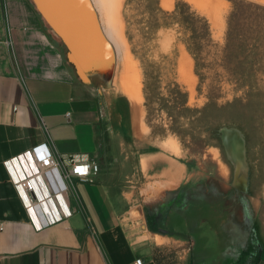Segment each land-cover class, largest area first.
Segmentation results:
<instances>
[{
    "label": "crops",
    "instance_id": "crops-1",
    "mask_svg": "<svg viewBox=\"0 0 264 264\" xmlns=\"http://www.w3.org/2000/svg\"><path fill=\"white\" fill-rule=\"evenodd\" d=\"M184 50L181 66L192 58ZM118 54L117 82L126 61ZM118 86L135 108L134 97ZM125 104L124 95L97 77L80 78L32 0H0V264H134L139 258L167 264L155 255L167 247L176 250L171 264H209L205 256L193 258L194 241L178 234L175 220L166 227L156 220L174 212L192 176L162 141L135 135ZM134 120L140 136L143 121L139 132ZM49 139L62 154L84 153L100 164L92 181L75 179L83 207L67 193L74 208L54 221L28 208L13 178L20 165L8 164ZM148 208L155 214L151 228L134 217Z\"/></svg>",
    "mask_w": 264,
    "mask_h": 264
},
{
    "label": "rangeland",
    "instance_id": "rangeland-1",
    "mask_svg": "<svg viewBox=\"0 0 264 264\" xmlns=\"http://www.w3.org/2000/svg\"><path fill=\"white\" fill-rule=\"evenodd\" d=\"M218 2L215 18L209 4L200 7L192 0H173L171 7L163 6L162 0H122L120 32L131 52L123 73L139 85L135 94L145 127L140 136L131 99L119 82L116 92L126 98L125 121L135 135L162 141L187 166L192 178L182 186V193L197 186L230 194L228 203L237 213L236 220L248 216L264 244V0ZM171 31L172 47L164 50L159 40ZM183 49L192 56L188 60L195 73L193 85L182 73ZM226 125L238 129H232L236 133L232 141L235 137L240 141V172L250 174L247 189L234 183L237 167L227 150ZM76 188L80 193L77 183ZM146 210V215L134 217L143 219L138 222L147 220L144 224L151 228L155 214ZM175 253L168 247L155 250L158 261L167 264Z\"/></svg>",
    "mask_w": 264,
    "mask_h": 264
},
{
    "label": "flooded vegetation",
    "instance_id": "flooded-vegetation-1",
    "mask_svg": "<svg viewBox=\"0 0 264 264\" xmlns=\"http://www.w3.org/2000/svg\"><path fill=\"white\" fill-rule=\"evenodd\" d=\"M236 167L234 183L239 188L247 189L250 183L249 171L243 174L239 171L237 163ZM225 194L209 189L199 190L196 186L178 195L176 204L172 207L173 213L169 211L168 214H160L156 220L160 227H166L175 220L181 232H185V235L194 241V259L199 260L205 256L210 261L209 264H258L256 260H264V244L256 234V224L252 223L248 216L245 221H237V213L228 203L231 195ZM206 231L208 239L205 238ZM199 242L200 251L197 249Z\"/></svg>",
    "mask_w": 264,
    "mask_h": 264
},
{
    "label": "bare ground",
    "instance_id": "bare-ground-1",
    "mask_svg": "<svg viewBox=\"0 0 264 264\" xmlns=\"http://www.w3.org/2000/svg\"><path fill=\"white\" fill-rule=\"evenodd\" d=\"M54 6H52L54 9H56L57 14L61 17V19L65 22L66 28L68 27V32L70 33V37L72 38V42L75 44L76 48L74 49V54L78 58L80 64L83 67V70L85 72H89L93 69L102 68L109 73V75H112L114 72V76L116 75L117 66L113 64V61L109 59V55H107V52L104 54L100 53V48L98 47V38L93 35V33L88 30V27L90 25V20L83 18V16L88 17L90 16V12L88 8L82 9L78 6L71 5L68 8L62 7L59 2H55V0H48V2ZM194 2L199 3L200 7H203L206 4H209V7H211L216 13L215 18L219 16V9H216L214 5H220V1L218 0H192ZM91 3H95L98 6V9L100 11L102 20L106 26V29L108 30V33L112 36V39L114 40L115 47H116V53H121L122 59L125 57V59H129L128 55L126 54L128 52V46L124 43L123 34L121 31V20H120V13H119V7L121 6L122 0H90ZM163 5L165 7H171L173 0H162ZM86 14V15H85ZM57 18V17H56ZM171 34H163V37L159 40L161 43V47L164 50L171 49L172 44H170L171 39L173 38L172 31ZM157 42V41H156ZM183 45V44H182ZM181 46V45H180ZM185 50L183 49V55L185 56ZM127 55V56H126ZM120 55L118 54V58ZM182 58V57H181ZM183 59V58H182ZM116 66V67H114ZM192 66L190 60H183L182 61V73L185 76L186 79H188L189 82L193 85L194 83V75L192 73ZM134 74V73H133ZM131 77V76H130ZM126 79V80H125ZM133 79L128 78L127 73L124 72L120 80L118 81L121 83V87L124 91L128 92L131 96L135 99V108H134V116L136 118V124L137 129L139 132L142 131L143 125H142V117H141V108L139 105V100L137 99V95L134 94L137 93L136 86L139 87L138 83L133 82ZM120 87V86H119ZM235 125V124H232ZM232 125H226L224 126V132H226V139L228 142V146L231 149L227 147V150L229 152L230 157L237 163V166L240 169L243 168V162H242V152H238L237 147L240 145V141H236V137L234 138V141H232V138L234 134L232 132V129H237V126ZM229 127V128H227ZM238 130V129H237ZM239 136V135H238ZM225 142V141H224ZM226 144V142H225ZM227 146V144H226ZM233 147V150H232ZM241 154V156H240ZM240 175V174H239Z\"/></svg>",
    "mask_w": 264,
    "mask_h": 264
},
{
    "label": "built area",
    "instance_id": "built-area-1",
    "mask_svg": "<svg viewBox=\"0 0 264 264\" xmlns=\"http://www.w3.org/2000/svg\"><path fill=\"white\" fill-rule=\"evenodd\" d=\"M50 140L12 158L8 164L20 165V171L14 173L13 178L28 208L41 210L54 221L71 214L67 193H72L83 207L75 179L92 181L100 164L84 153L62 154L50 145ZM143 263L144 260L139 258L134 264Z\"/></svg>",
    "mask_w": 264,
    "mask_h": 264
},
{
    "label": "water",
    "instance_id": "water-1",
    "mask_svg": "<svg viewBox=\"0 0 264 264\" xmlns=\"http://www.w3.org/2000/svg\"><path fill=\"white\" fill-rule=\"evenodd\" d=\"M32 2L39 11L40 15L49 25L52 33L60 39L63 46L67 49V57L69 61L75 66L80 78L85 82H89L93 77H97L100 81H102L107 89L116 91L117 80L114 76V72L112 75H109V73H107V71L102 68L93 69L89 72H85L83 70L82 65L74 54V49L76 46L72 42V38L69 35V28H66L65 22L57 14L56 9L52 7L54 5H52L50 1L48 2V0H32ZM55 2H59L62 7L67 8L71 5L78 6L81 8V10L84 9V7L85 9L88 8L90 16H83V18L90 20L88 30H90L93 35L98 38V47L100 48V53L104 54L107 52L110 61L112 60L113 64L117 66V70H119L118 53H116L115 47L116 45L112 39V36L106 29L96 2L91 3L90 0H55Z\"/></svg>",
    "mask_w": 264,
    "mask_h": 264
},
{
    "label": "trees",
    "instance_id": "trees-1",
    "mask_svg": "<svg viewBox=\"0 0 264 264\" xmlns=\"http://www.w3.org/2000/svg\"><path fill=\"white\" fill-rule=\"evenodd\" d=\"M164 231H166V230H164ZM166 232H168V231H166ZM180 236H182V237H186V235H185V232H181V231H179V233H178Z\"/></svg>",
    "mask_w": 264,
    "mask_h": 264
}]
</instances>
